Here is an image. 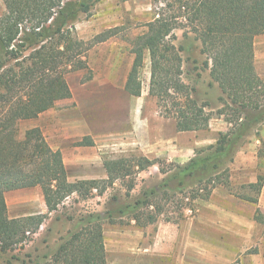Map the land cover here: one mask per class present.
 <instances>
[{"label": "trees", "instance_id": "obj_1", "mask_svg": "<svg viewBox=\"0 0 264 264\" xmlns=\"http://www.w3.org/2000/svg\"><path fill=\"white\" fill-rule=\"evenodd\" d=\"M97 1L4 0L6 12L0 16L2 252L25 241L26 234L36 233L50 213L58 211L71 195H102L117 180L123 185L127 176L155 164L162 173L171 171L164 185L173 183L181 193L190 188L189 200L176 206L183 209L182 214L176 219L166 217L179 220L185 209L195 211V201L209 198L218 184L230 186L228 162L233 160L237 146L264 123V81L257 73L254 52L255 37L264 33V0H153L155 17L148 22L147 30L131 42L134 60L125 89L135 96L142 94L141 72L148 54L149 94L157 98L161 114L175 118L179 131L209 128L212 116L206 110L208 104L199 101L196 88L183 79L181 52L185 45L175 43V30L182 29L185 39L194 35L200 42V52L206 56L204 66L225 95L220 98L223 106L218 114L225 117L230 128L219 132L215 144L196 151L188 162H170L169 170L162 166L161 158L120 156L104 160L106 178L70 181L62 151L49 144L41 127H28L22 132L20 123L39 116L59 100L72 97L66 74L88 68L85 41L76 34L74 23L81 14H88ZM117 28L97 34L95 43L115 35ZM78 144L94 142L85 136ZM262 179L259 176L258 191ZM35 186L42 189L48 212L10 218L5 193ZM133 187L132 180L127 184V197ZM144 193V200L118 203L105 210L104 215L89 211L80 216V227L60 238L52 255L53 264H112L107 258L104 225L121 221L126 213L140 227L156 223L161 215H167L166 204L174 195L169 190L160 194L153 188ZM120 196L112 195V202ZM139 204L146 208L141 209ZM61 219V215L55 216L56 221ZM255 219L264 224L260 209L256 210Z\"/></svg>", "mask_w": 264, "mask_h": 264}, {"label": "rangeland", "instance_id": "obj_2", "mask_svg": "<svg viewBox=\"0 0 264 264\" xmlns=\"http://www.w3.org/2000/svg\"><path fill=\"white\" fill-rule=\"evenodd\" d=\"M5 12L6 8L4 0H0V16ZM155 15V3L153 0H99L92 5L88 14H81L76 19L74 23L75 32L79 38L85 41L84 47L87 51L84 53V58H86L88 64V68L71 71L66 74L69 85L73 87L77 94L79 93L80 85L86 82L83 79L89 76L94 77L95 74L98 75V78L93 84H102L103 92L106 91L107 83H114L116 85L123 83L124 76L128 74L129 71L128 64L131 60V56H134L131 52V42L137 35L147 30L148 22L151 21ZM112 27H118L115 35L105 41L95 43V36L97 34L105 32ZM175 32L177 34V40H175V43L185 45V49L181 52L183 57V79L185 82L196 88L195 96L199 101L208 104L206 110H208L212 116L210 120L211 127L208 129L197 130V132L188 133L191 136V139H193L194 136L202 137L204 139V143L195 146V151L192 153L194 154L192 157H194L196 151L206 149L209 145L215 144L216 140L219 138L218 122L220 121H218V110L223 106L220 98L222 96L225 97V95L218 87V84L212 80L209 69L204 66L203 62L206 59V56L200 52V42L194 39V35H191L189 39H185L182 29L178 28ZM144 62L141 79L143 81L142 93L146 101L145 109H156L161 114L160 108L157 104V98L149 94L151 73L148 54H146ZM91 89L92 88H89V90ZM66 102H69L70 104L71 101L69 100ZM222 118L223 120L225 119L224 116ZM105 122L107 121H104L103 123ZM28 127H30L29 122L21 121L20 128L22 132ZM229 128L230 124L226 121L225 130L223 132H226ZM95 137L99 139V142L101 139L103 140V138H106L105 135H98ZM121 137V135L117 136L115 141L119 142L120 139H122ZM247 141L248 137L237 146V149L244 146L246 147ZM258 153L260 155L262 154L261 156L264 155V146L260 147ZM142 154L143 153L140 150L124 149V147L120 146V143L119 145H102L98 148V158L101 157L102 159H110L120 156H141ZM65 156L67 162L70 164V180H81L79 178L82 175L80 176L78 174L79 169L74 167V164L72 163L74 154L70 152L69 154H65ZM163 160L162 166L166 170H169V163L174 161ZM230 165L231 161L228 162L229 168ZM263 165L264 162H260V166ZM159 168L158 164H155L147 170L135 172L125 178L126 181L123 185L121 184V180H117L114 187L108 188L102 195L96 193L95 196H89L88 198L80 197L77 194L71 195V197L67 198L58 207V211L53 212L52 215L45 220V225L42 230L39 229L40 231L36 233L26 234L27 237L25 241L15 245L8 251L2 252L0 250V264H53L51 261L52 254L59 244V239L62 236L67 237L70 231H75L80 227L78 221L80 216L88 214L89 211H97L103 214L108 208H115L118 203H133L136 199L144 200V192L152 188L156 189L160 194L162 190H169L170 193L174 194L172 200L166 204V207L168 208L167 215H161L160 218L165 219L169 216L172 219H176L177 216L181 215L183 212V209H179L176 206L177 204L180 205V202H187L189 200L190 188L186 189V192L184 191L185 193H181L179 187L173 183H171L170 186L164 185V179L167 178V176H170L171 171L162 173ZM93 169L97 171L94 176H97V179H101L99 175L104 172V170L102 165H100V161L99 164L94 165ZM230 173L231 171L229 169V175ZM132 180L134 181V187L130 192L131 196L127 197L125 195L127 184L131 183ZM216 188H218V191H220L219 193L221 194H218V199L222 198V195L228 192H239L244 197L250 199L256 198L258 193L257 182L240 190H237L236 187L231 185V183L229 187L225 186L223 182L218 184ZM114 194H119L121 196L118 201L112 202V195ZM5 197L7 203V215H14L16 213L30 210L31 201L35 203V207L37 206L36 210H38L41 206L43 192L39 186H36L8 191L5 194ZM162 202L164 203L165 201L162 200ZM195 202L197 205L200 204L199 207L203 210L204 205L202 204H204L205 200L198 199ZM229 202L231 203V201ZM237 204L238 203H233V205L236 206ZM139 205L141 206V209L144 206L143 204ZM187 211L194 213L190 211V209H185L181 218L184 217ZM58 214L61 215L62 219L56 221L55 216ZM70 216H72V218L68 219ZM148 226L143 229L145 230V235L148 236L150 241L152 238V227H149L148 229ZM230 227L231 226L226 223H218V225L214 223L206 224L207 234L213 236V238H211L212 240H208L210 245L208 244L207 246L206 264H246L250 261H247L248 256L251 257V254L257 252L259 247L264 248V238L259 236L260 230H262L260 227H254V239H247L245 237L238 240L233 238L230 234ZM105 230L107 257L111 263L161 264L158 260L152 259L150 255H147L144 252L141 253L139 247L132 249L130 253H125L117 249L116 244L119 243L120 239H136L137 235L139 236L137 232L140 228L137 227L129 213H126L119 222H107L105 224ZM212 243H215L216 245L220 244V246L228 245L231 250L239 248V253L230 255L224 251L218 255V251L212 246ZM190 253L189 259H196L194 251L191 250ZM167 263L168 262H163V264Z\"/></svg>", "mask_w": 264, "mask_h": 264}, {"label": "crops", "instance_id": "obj_3", "mask_svg": "<svg viewBox=\"0 0 264 264\" xmlns=\"http://www.w3.org/2000/svg\"><path fill=\"white\" fill-rule=\"evenodd\" d=\"M254 52L257 73L264 81V33L255 37ZM133 60L134 56H131L128 64L129 71ZM128 74L124 76V81L120 85L107 83L105 92L102 91V84H93L98 78L95 74L92 79L80 85L78 94L70 85L72 97L59 100L55 107L40 113L35 118L22 120V122H29L30 127H41L49 144L54 149L62 151L69 180L70 164L65 154L70 152L74 154L72 162L74 167L79 169L78 174L82 175L79 179H97V176H94L97 171L93 167L99 164V161L104 170L99 176L100 178L107 177L104 167L106 158H98V148L102 145H119L120 143L124 149L140 150L148 158H162L184 164L194 155L192 153L195 151V146L204 143L202 137L194 136L191 139L188 134L197 132V130L179 131L175 118L165 117L156 109L146 110L143 93L135 96L125 89ZM89 88L92 89L89 90ZM69 100L70 104L66 102ZM222 117L218 116V121H220L218 132L225 130L226 120L224 121ZM104 121L107 122L103 123ZM211 126L210 123L209 127ZM98 135H105L106 138L99 142V139L95 137ZM119 135L122 139L117 142L115 140ZM85 136H89L94 144L79 145L78 142ZM261 146H264V123H261L248 136L246 147H241L234 155L229 176L231 185L237 190L258 183L259 176H263L262 186L256 195V202L239 192H228L218 199L220 191L215 187L209 198L204 199L203 210L198 204L195 211L190 210L194 213L187 211L180 220L159 218L156 223L147 225L148 229L152 227L150 241L143 229L146 226L140 227L132 219L140 228L137 232L139 236L137 235L136 239H120L116 244L117 249L130 253L132 249L139 247L141 253L150 255L152 259L158 260L161 264L163 262H168L167 264H206L208 240L213 238L212 235L207 234L206 224H229L231 226L229 232L236 240L245 237L254 239V227L258 226L262 229L259 236L264 238V224L255 219L257 209L264 213V165L260 166V162H264V155L261 156L262 154L258 153ZM30 203V210L8 216L13 218L48 212L44 195L38 210L33 201ZM233 203L238 204L236 206ZM44 225L45 221L39 229L42 230ZM104 235L106 240L105 225ZM212 246L216 248L218 255L224 251L230 255L239 253V248L231 250L228 245L220 246V244L212 243ZM191 250L196 254V259H189ZM249 257L247 261H250L246 264H264V248L259 247V250Z\"/></svg>", "mask_w": 264, "mask_h": 264}]
</instances>
